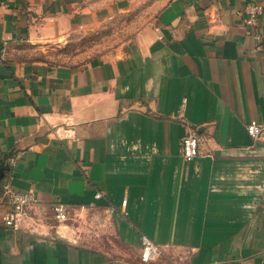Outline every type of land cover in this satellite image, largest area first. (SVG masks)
Returning a JSON list of instances; mask_svg holds the SVG:
<instances>
[{"label": "crops", "instance_id": "obj_1", "mask_svg": "<svg viewBox=\"0 0 264 264\" xmlns=\"http://www.w3.org/2000/svg\"><path fill=\"white\" fill-rule=\"evenodd\" d=\"M109 1L0 0V264H264V136L245 130L264 124V18L248 34L252 0H169L119 55L31 57L115 14ZM4 186L35 196L17 228ZM49 213L67 232L89 216L114 246L60 234Z\"/></svg>", "mask_w": 264, "mask_h": 264}, {"label": "rangeland", "instance_id": "obj_2", "mask_svg": "<svg viewBox=\"0 0 264 264\" xmlns=\"http://www.w3.org/2000/svg\"><path fill=\"white\" fill-rule=\"evenodd\" d=\"M167 1L169 0H110L107 7L112 4L119 7L115 14L107 15L105 21L101 20L91 27H79L68 40L54 44L47 52L33 54L31 57L52 64L81 65L103 56L119 55L126 51L130 40L140 29L154 21ZM47 216L53 225H63L64 229L60 230V234L72 235L78 243L102 250V236H108L107 245L114 246V240L109 239L111 235L107 231L102 232V224H92L87 215L78 217L74 232L66 231L70 218L60 222L50 213ZM118 253L125 254L121 247Z\"/></svg>", "mask_w": 264, "mask_h": 264}, {"label": "built area", "instance_id": "obj_3", "mask_svg": "<svg viewBox=\"0 0 264 264\" xmlns=\"http://www.w3.org/2000/svg\"><path fill=\"white\" fill-rule=\"evenodd\" d=\"M244 18L241 21V27L248 34L251 32L249 28L258 25L261 18H264V0L249 1L245 4ZM4 50H0V59H3ZM246 133L253 139H259L264 136V124L251 120L245 125ZM200 136L196 132H190L184 135L180 140V153L185 160H191L200 152ZM101 196L100 192L95 194L96 198ZM2 201L8 206L7 212L3 215L2 220L8 227L17 228L28 216V208L34 203L35 196L32 192L16 191L8 186L3 187ZM122 203H125L123 200ZM55 217L58 220L66 219V206L61 203H56L52 206ZM158 256L156 245L147 237L142 236L140 259L142 262L155 260ZM232 264H244L240 261H235Z\"/></svg>", "mask_w": 264, "mask_h": 264}, {"label": "water", "instance_id": "obj_4", "mask_svg": "<svg viewBox=\"0 0 264 264\" xmlns=\"http://www.w3.org/2000/svg\"><path fill=\"white\" fill-rule=\"evenodd\" d=\"M1 177H2V176H0V179H1ZM118 264H120V263H118Z\"/></svg>", "mask_w": 264, "mask_h": 264}]
</instances>
